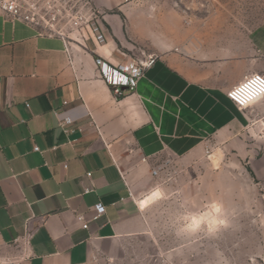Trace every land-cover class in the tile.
Masks as SVG:
<instances>
[{"label": "crops", "instance_id": "crops-1", "mask_svg": "<svg viewBox=\"0 0 264 264\" xmlns=\"http://www.w3.org/2000/svg\"><path fill=\"white\" fill-rule=\"evenodd\" d=\"M90 1L104 12L105 43L71 44L69 55L0 15V254L19 264H103L146 231L156 161L201 157L223 137L264 142V98L238 110L226 97L264 73V26L248 34L225 18L203 30L179 20L144 36L138 9ZM133 46L155 62L114 100L94 59L126 62L119 49ZM97 204L104 214L92 220Z\"/></svg>", "mask_w": 264, "mask_h": 264}, {"label": "rangeland", "instance_id": "rangeland-1", "mask_svg": "<svg viewBox=\"0 0 264 264\" xmlns=\"http://www.w3.org/2000/svg\"><path fill=\"white\" fill-rule=\"evenodd\" d=\"M122 2L138 9L144 36L179 20L203 30L225 18L244 24L248 34L264 26V0ZM211 150L212 159L156 161L151 186L160 196L152 195L159 197L145 216L146 231L124 239L103 264H264V142L232 144L223 137Z\"/></svg>", "mask_w": 264, "mask_h": 264}, {"label": "built area", "instance_id": "built-area-1", "mask_svg": "<svg viewBox=\"0 0 264 264\" xmlns=\"http://www.w3.org/2000/svg\"><path fill=\"white\" fill-rule=\"evenodd\" d=\"M103 13L90 0H0V15L7 21L21 23L33 29L37 36L59 39L67 55L71 44L80 45L89 40L97 45L105 43ZM129 52L122 54L128 57L126 62L110 64L101 58L94 59L99 76L109 87L114 100L135 91L138 82L155 62L154 55L144 50L133 48ZM226 97L238 110H244L264 98V73L246 77L228 90ZM71 125L70 117L59 123L64 129ZM33 151L38 152V148L34 147ZM211 155L212 151L205 148L204 156L209 159ZM152 174L156 175V172ZM103 214L104 207L95 205L92 220ZM77 221L82 229L87 228L82 216H78ZM20 261L21 258L13 253L0 254V264H19Z\"/></svg>", "mask_w": 264, "mask_h": 264}, {"label": "bare ground", "instance_id": "bare-ground-1", "mask_svg": "<svg viewBox=\"0 0 264 264\" xmlns=\"http://www.w3.org/2000/svg\"><path fill=\"white\" fill-rule=\"evenodd\" d=\"M212 157H214V155L211 156V159H212ZM215 211H216V210H215ZM208 217H209V216H208ZM205 218H207V217H205ZM200 220H202V218H201V219L199 218V221H200ZM214 220H215V219H213V221H214ZM215 222H216V221H215Z\"/></svg>", "mask_w": 264, "mask_h": 264}]
</instances>
